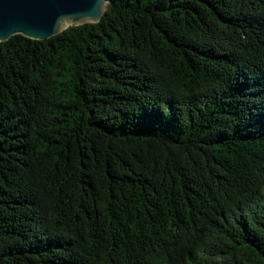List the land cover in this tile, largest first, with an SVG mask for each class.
<instances>
[{"label":"trees","instance_id":"trees-1","mask_svg":"<svg viewBox=\"0 0 264 264\" xmlns=\"http://www.w3.org/2000/svg\"><path fill=\"white\" fill-rule=\"evenodd\" d=\"M0 41V264H264V0H108Z\"/></svg>","mask_w":264,"mask_h":264},{"label":"water","instance_id":"water-1","mask_svg":"<svg viewBox=\"0 0 264 264\" xmlns=\"http://www.w3.org/2000/svg\"><path fill=\"white\" fill-rule=\"evenodd\" d=\"M108 0H0V41L13 34L47 39L71 25L98 22Z\"/></svg>","mask_w":264,"mask_h":264}]
</instances>
